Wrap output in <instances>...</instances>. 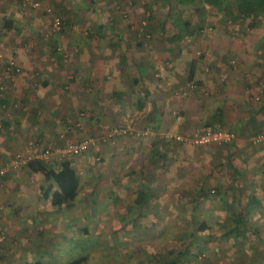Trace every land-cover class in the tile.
Here are the masks:
<instances>
[{
  "label": "rangeland",
  "instance_id": "1",
  "mask_svg": "<svg viewBox=\"0 0 264 264\" xmlns=\"http://www.w3.org/2000/svg\"><path fill=\"white\" fill-rule=\"evenodd\" d=\"M43 3L53 6L55 13L63 18L61 30H53L52 16L44 9L24 6L21 0H0V59L4 66L12 57L20 63V51L29 53L33 47L40 49L43 44L56 56L59 53L68 66L75 63V57L73 45L69 47L65 43L86 42L88 46L93 43L107 55L113 54L108 48L117 47L119 42L125 47L127 43L129 47L135 44L149 61L155 57L156 62L149 64L157 66L151 67L148 73L151 93L145 97L141 95L144 97L143 109L147 105L154 110L159 102L160 106L163 102L160 115L172 121L167 129L160 128L162 123L159 126L152 124L154 119L148 121L146 125H150L151 130L166 133H174L177 128L182 132L203 130L214 111L223 108L230 125L216 121L214 125L233 131L236 138L223 148L210 146L204 149L207 154L191 146L187 149L179 143H171L166 158L159 155L160 166H163L161 175L148 191V182L142 183L139 174L131 176L127 171L123 176L122 173L124 155L129 151L127 143H132L134 137H142L130 135L127 137L134 139H119L117 144H110L111 141L104 136L107 125H124L128 120L126 113L134 112L138 106L128 103L125 108L121 105L123 110L111 120L100 110L92 112L84 107L77 111L79 116L86 114V117L81 116L84 124L79 126L75 124L79 120L82 122L81 119L74 123L71 120L75 119V113H71V117L64 116L65 125H48L51 132L47 140L44 139V145L61 146L66 141L86 136L95 140L88 151L70 159L80 173L78 198L57 213L42 195V206L48 209L46 213L21 218L29 231L35 228L32 237L38 236L42 245L34 246L30 240L25 241L29 247L19 241L11 242L15 249L13 260L4 256L3 249L9 236L0 229L6 235L0 248V264H26L37 259L48 264H70L83 255L87 257L84 264H158L159 254L169 251H173L172 257L178 251L182 252L177 264H264V142L252 140L253 135L264 132V106L260 107L262 102L264 104V88L260 92L259 84V75L264 73V17L254 24L252 17H239L236 3L230 2L229 9L211 7L202 23L189 21L191 26L187 34L179 40H169L176 28L172 22H167L164 28L162 20L166 12L171 13L175 7L171 4L168 9L164 0H99V7L91 11L87 9L90 12L87 16L84 15L86 4L73 0L72 9H77L79 14L73 23L67 22L70 9L64 2L43 0ZM91 15L93 23L83 19L86 16L91 20ZM198 15L190 10L185 13L189 20L201 18ZM4 16L15 21L13 28L6 29ZM195 26L198 30L191 34ZM37 31L40 36L35 38L33 34ZM109 31L115 33V40L103 35ZM123 31L133 32L136 37L139 34L141 38L133 43L126 42ZM98 33L102 35L97 37ZM68 38L72 40L69 43ZM256 48L260 52L257 55ZM194 59L199 60V68L195 77L190 79ZM172 63L177 66L170 67ZM69 75L74 76L70 80L77 77L75 72ZM1 76L3 73L0 72ZM5 80L3 78L2 83L7 82ZM134 86L138 93L133 97L136 99L140 96L139 85ZM189 111L194 116L192 122L187 121L186 112ZM175 112L183 115V119L179 120ZM237 114H243L240 120L246 126L241 131L240 120L236 122ZM37 137L25 138L27 150ZM162 140L161 137V143ZM139 157L137 154L134 158ZM17 158L25 157H12L13 160ZM60 160L56 154L48 163L58 168ZM143 187L152 196L151 205L140 210L133 202ZM35 200L36 196L33 207L34 202L37 204ZM231 200L238 208L250 210L245 214V227L251 230L247 237H238L232 231L235 222L228 213ZM202 220L207 222L205 230L200 229ZM45 232L54 234L46 237ZM48 242L52 246L49 247ZM55 243L58 247L51 250ZM39 246L42 247L38 249ZM54 251L56 255H53Z\"/></svg>",
  "mask_w": 264,
  "mask_h": 264
},
{
  "label": "crops",
  "instance_id": "2",
  "mask_svg": "<svg viewBox=\"0 0 264 264\" xmlns=\"http://www.w3.org/2000/svg\"><path fill=\"white\" fill-rule=\"evenodd\" d=\"M53 1H57L58 4L64 2V4L69 7L68 9H70V16L66 17L68 18L67 20L72 23L76 22L79 14L77 9H72L73 0ZM81 1L83 4H86L84 8V15L86 16L90 13L88 10L91 11L94 10L96 6L99 7V0ZM231 2L232 4L236 3L235 1ZM171 4L175 8L171 13L169 10L166 12L164 19L162 20L163 23L167 18H169L170 21H174V23L176 21L180 23H188L189 21L194 20H196L194 23H196L197 20L199 23H202L204 18L210 14V8L213 7L205 2L181 4L177 0H170L168 9H171ZM225 4L228 5L230 2ZM196 7L199 8L196 9ZM185 9H187V12L190 10L196 15L199 14L198 16H201V18H194L193 20L187 19L185 17ZM218 9L219 8H217V10ZM66 15L68 14L66 13ZM85 17L83 18L85 21L93 23L92 21L94 19L92 18V15L91 20ZM98 28H100V26ZM195 29H197V26H195ZM106 33L107 34L103 35L115 40V33L110 34V31ZM123 34L126 42L131 41L133 43L135 39L141 38L139 34L136 37L133 32L130 33L128 31H123ZM97 35V37H100L102 33H98ZM37 36H40L38 31L36 34H33V37L36 38ZM119 38L122 39L121 36ZM66 41L69 43L72 40L68 38ZM65 44L69 47L73 45L72 53L75 57V63L68 66L63 63L61 59L62 57L59 53H57L58 56H56V53H52L48 46L43 44L40 49L35 46L29 51V53L25 52V54L20 51L18 54L19 61L24 68L22 74L14 77L13 80H5L7 82L0 84V87L3 88V90L0 88V167H10L9 172L6 175L0 176V229H4L9 236V242L4 245L3 249L4 256L9 258V260H13L12 257L15 252L11 242L19 241V243L24 244V246L28 245L29 247V244L25 243V241L30 240L34 243V246L42 245V240L38 236L32 237L36 233L35 228L29 231L27 227L23 226L21 218L28 216V214H44L48 210L42 206L43 197L41 198L42 195L44 196V191L49 185L44 175L42 173L33 172L28 167L22 166V164L15 165L13 163L12 157L14 156L29 157V154L33 153L32 151L27 150L28 145L25 144L26 139L30 138L31 135L37 137L35 134H41L40 136L43 137L46 135L43 138L46 139L48 133L51 132L48 125L54 126L56 125L55 123L65 125L63 117H66V115L71 117V113H75V119L71 118L73 123L79 119L82 120V122L80 120V122L77 121V124H75L76 126H79L81 123L84 124V117L81 116L86 117V114L81 113L79 116V113L77 112L84 107L89 108L92 112L100 110L102 113H106L110 120L114 118L116 119L118 112L124 108L121 105H125V108H128L127 104L132 103L134 107L135 105L139 107L142 105L145 95L151 93L149 89L150 83L148 81V73L150 72L151 67L156 68L157 66H153L149 63L156 62V60L155 57H153V59L149 61L146 54H142L144 51L141 52L140 48L134 46L135 44H132V46L130 45L129 47V43H127L125 47V44L122 46L119 42L117 43V47L113 49L108 48L110 52L113 51V54L108 55L104 53L102 49H97L93 43L90 46H88L86 42L80 44L78 41H75L73 44ZM256 50L257 52H255V54L257 55L260 52H258L259 49L256 48ZM139 52L141 53L139 54ZM172 56L174 57V55ZM99 59H103V62H98ZM176 66L177 63L170 64V67ZM4 68V62L0 59L1 73H4ZM70 72H75L77 77L75 76L76 78L70 80L71 77H74L73 75H69ZM197 73L198 69L196 74ZM259 76H264V73H260ZM259 79V84H261V77H259ZM136 83L139 85L140 92V96L136 98L137 100L133 98L137 93L134 86ZM141 95H144V97ZM148 98L151 99V96H148ZM134 100H136V103ZM162 106L163 102L161 106L159 102L157 107L154 110H151V108L146 105L144 109L142 108L139 110L138 108L134 112L128 111L126 116L130 114L135 116V118L133 116L131 118L136 120L134 124L137 129L151 130L152 128L150 125L146 124L153 119L154 120L151 121L152 124L159 126V124L161 125L162 123L160 128L164 126V128L167 129L166 126L172 124V121L169 117L162 118L160 115V107ZM190 112L191 111L186 112V114H188L187 121L192 122L194 116ZM138 113L139 115H137ZM238 113H240V110ZM171 115L175 121V115L173 113ZM126 116L124 117V121L126 120ZM242 116L243 114H237L236 122L240 120ZM226 118L227 115L224 111L222 119L226 126H228L230 125V122H227ZM162 119H164V121ZM217 119L218 118L214 117L212 114L209 121L212 120L214 122ZM243 124L244 122H241L240 120V131L242 128L246 127H244ZM107 127H111V125L109 124ZM68 128H70V126H68ZM151 131L152 132L148 136L142 138L134 137L135 139H138L137 142H135L133 137L125 136L121 138V140H128V138L134 139L132 143H127L126 145V148L129 149V151H126L128 153L126 156L124 155L126 158L123 159L122 163L124 164L122 168L123 176L127 171L131 176L139 174V177L141 176L143 181L142 183L147 184L146 182H148V191H150L156 178H159L161 175L163 166H160V158L159 153L157 152L156 143L160 146L162 144L161 135L167 132H161L160 130ZM173 132L182 131H179L177 128V130H174ZM118 142L119 140L115 143L110 142V144H117ZM174 143L178 142H173V144ZM223 147L214 146L213 148ZM124 148L125 147H123V149ZM193 148L197 150L200 149L198 151L206 153L202 148H197L195 146H193ZM137 154L140 157L134 158ZM206 154L204 156H206ZM228 157L229 154L227 155V158ZM171 162L172 161H170L169 167L172 164ZM168 171H170V169ZM130 181L131 184L134 183L132 179ZM34 196L37 197V200H35L37 204L34 202L35 208L32 206ZM151 197L152 196L150 195V198ZM46 199L51 203L50 198ZM149 204L150 201L147 205L149 206ZM146 206L142 209H145ZM52 208H55L57 213H60L65 209V207L56 208L54 206ZM50 234L52 235L54 233L45 232L46 237H48V235L50 236ZM53 238L54 237H51V239ZM56 240L52 241L56 242ZM32 242L30 245H32ZM48 244L49 247L52 246L51 242H48ZM56 244L57 243L53 244L54 248L51 250H55V248L58 247V244ZM40 247L42 246H39L38 249ZM30 253L31 252L29 251V254ZM53 255H56L55 251L53 252ZM29 262L30 261L27 263ZM45 263L48 264L47 262ZM70 264H72V261Z\"/></svg>",
  "mask_w": 264,
  "mask_h": 264
},
{
  "label": "trees",
  "instance_id": "3",
  "mask_svg": "<svg viewBox=\"0 0 264 264\" xmlns=\"http://www.w3.org/2000/svg\"><path fill=\"white\" fill-rule=\"evenodd\" d=\"M164 1L168 5L170 0H164ZM177 1H179L181 4H190L192 2H200V3L205 2L206 4H210L214 8H219V9L222 7L227 8L229 5H226L225 3L235 1L236 6H237V10L240 11L239 17H248V18L252 17V19H253L252 21L254 24L259 23L261 16L264 17V0H177ZM44 6L45 7H51L54 15H57L61 18L62 28H63V24H64L63 18L60 15L55 13V9L53 8V6H51V5H47V6L44 5ZM41 9H44V8H41ZM228 9H229V7H228ZM37 10H39V9H37ZM54 15L51 14L52 24H53ZM3 19H4V26L6 27V29L13 28L15 21L11 17L4 16ZM67 22H69V21L67 20ZM167 22L168 23L172 22L173 26L176 28L175 32L172 33V37L168 38L169 40L170 39L179 40L185 34H187L188 31L190 30L189 29L191 26L190 23H180L178 21H176L174 23V21H170L169 18H167L166 21L164 22V28L168 24ZM196 30H198V28L195 30H192L191 34L195 33ZM54 31H56V30H54ZM140 44H142V43H140ZM198 62H199V60H198ZM198 62L196 59H194L191 63L190 73H189L190 79L194 78L196 75V72L198 69V64H199ZM262 103L260 105L261 108L264 106V104H262ZM142 108H143V105H140L139 110H141ZM178 114H180V113H178ZM137 115H139V113ZM131 116H133L135 118L134 115H131ZM223 116H224L223 109L219 108L218 110L214 111V117L218 118L216 121L220 122L221 125L224 124L226 126V124L224 123V121L222 119ZM208 128L217 129V128H223V127H215L214 122L212 120H210V121H208L207 127L205 129H208ZM223 129H227V128H223ZM193 132H195V131H193ZM193 132H188V133H193ZM35 141L39 142L41 144L43 142H46V141H44L43 137H37L35 139ZM162 141H163V143L160 146L158 143H156V148H157V152L159 153V155L163 154L161 156L166 158V155L168 152V147L171 146V143H173L175 141H173V139H165ZM231 143L232 142H230L229 144H231ZM47 144H49V143H47ZM179 145H182L183 147L186 146L185 148H187V146L193 147L192 145L183 144V143H179ZM220 147H223V146H220ZM22 166L28 167L33 172L42 173L44 175L46 181L49 184L44 191V196L46 198H50L51 203L54 207L62 208V207H66V206H71L77 200L79 192H80V181H81L80 180V173L74 167L73 162L71 160H68V159L60 160V164L57 168L54 165L50 166V164L47 161H44L42 159L32 158L30 160L28 159L27 163L22 164ZM201 191H202V189H201ZM150 199L151 198L148 195L147 190L143 187V188L139 189L138 193L136 194V196L134 198L133 203L137 207H139L141 210L142 208H144L149 203ZM237 199H238V202L242 201L241 198H239V197ZM231 201L232 202L228 203L230 205V209L228 208V213H229V215H231L230 218L235 222V227H234L235 230H232V231H234L235 234L238 235V237H245V236L247 237V236H249V231L251 232V230H248L245 227V222H246L245 214H249L250 210H248V209L244 210L242 208H238L237 205L234 204L233 200H231ZM234 201H235V199H234ZM240 206H241V203H240ZM206 223H207L206 221L202 220L200 223V225H201L200 229L205 230V228H207ZM234 228H232V229H234ZM230 231L231 230H229V232ZM172 253H173V251H169L167 254L166 253H160L158 256V264H177L178 263L177 259H178L179 255H182V252L178 251L175 254V256H173V257H172ZM86 259H87V257L85 255L78 256L77 258H75L72 261V264H84ZM27 264H46V263L42 259H38L36 261L29 262Z\"/></svg>",
  "mask_w": 264,
  "mask_h": 264
},
{
  "label": "built area",
  "instance_id": "4",
  "mask_svg": "<svg viewBox=\"0 0 264 264\" xmlns=\"http://www.w3.org/2000/svg\"><path fill=\"white\" fill-rule=\"evenodd\" d=\"M24 6H28L34 9H41L54 15L51 7H45L43 0H21ZM62 28V20L59 16L54 15L53 18V30L59 31ZM23 67L18 62L16 58H9L7 63L5 64L3 76L0 77V83H2V79L13 80L14 77L22 74ZM264 88V76H261V84H260V92H262ZM179 120L182 119V116L175 112ZM128 120L124 125L120 126H111L106 127L105 129V139H109L112 143H115L119 139L134 135L139 137L148 136L152 131L150 129H137L135 127L134 118H131V114L127 115ZM163 140L165 139H173V141L183 144H188L192 146H196L202 148L203 150L207 149L210 146H224L232 142L236 138V134L229 130L223 128H208L199 131H195L193 133L188 132H178V133H165L162 136ZM252 140L257 142H264V132H259L252 136ZM95 143L94 138L90 136H86L84 138L75 140V141H66L64 145L55 146L54 144H46L39 143L34 141L30 142V151H32V155L25 158H17L13 160L15 165H21L27 163L28 159L37 158L42 159L44 161L49 162L54 155L57 154L59 159H72L84 154L91 145ZM10 170V167H0V176H4ZM6 240V235L0 231V248L2 244Z\"/></svg>",
  "mask_w": 264,
  "mask_h": 264
}]
</instances>
